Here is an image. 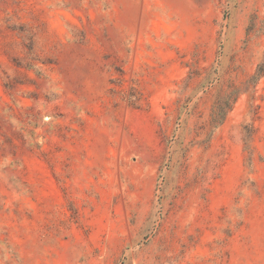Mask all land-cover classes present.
<instances>
[{"label": "rangeland", "instance_id": "obj_1", "mask_svg": "<svg viewBox=\"0 0 264 264\" xmlns=\"http://www.w3.org/2000/svg\"><path fill=\"white\" fill-rule=\"evenodd\" d=\"M0 264H264V0H0Z\"/></svg>", "mask_w": 264, "mask_h": 264}]
</instances>
